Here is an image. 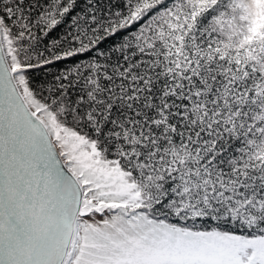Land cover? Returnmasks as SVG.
<instances>
[{"label":"snow or ice","instance_id":"obj_1","mask_svg":"<svg viewBox=\"0 0 264 264\" xmlns=\"http://www.w3.org/2000/svg\"><path fill=\"white\" fill-rule=\"evenodd\" d=\"M0 264H264V0H0Z\"/></svg>","mask_w":264,"mask_h":264}]
</instances>
